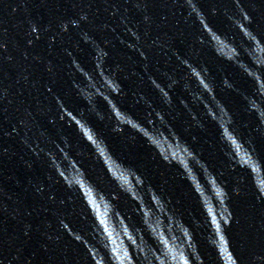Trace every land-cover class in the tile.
<instances>
[{
  "label": "water",
  "instance_id": "obj_1",
  "mask_svg": "<svg viewBox=\"0 0 264 264\" xmlns=\"http://www.w3.org/2000/svg\"><path fill=\"white\" fill-rule=\"evenodd\" d=\"M0 264H264V0H0Z\"/></svg>",
  "mask_w": 264,
  "mask_h": 264
}]
</instances>
